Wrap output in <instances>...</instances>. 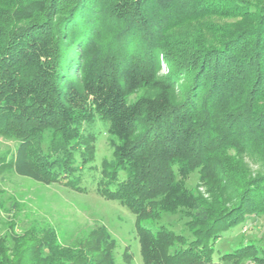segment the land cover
Wrapping results in <instances>:
<instances>
[{
	"label": "trees",
	"instance_id": "1",
	"mask_svg": "<svg viewBox=\"0 0 264 264\" xmlns=\"http://www.w3.org/2000/svg\"><path fill=\"white\" fill-rule=\"evenodd\" d=\"M0 1V133L17 140L1 167L84 189L75 154L102 125L117 146L99 191L137 215L143 264H264L255 240L213 258L264 214V0ZM195 169L207 197L179 178ZM165 205L192 239L144 225ZM115 248L104 224L72 245L29 228L0 264H115Z\"/></svg>",
	"mask_w": 264,
	"mask_h": 264
},
{
	"label": "rangeland",
	"instance_id": "2",
	"mask_svg": "<svg viewBox=\"0 0 264 264\" xmlns=\"http://www.w3.org/2000/svg\"><path fill=\"white\" fill-rule=\"evenodd\" d=\"M162 64L163 72H166L168 65ZM16 145L17 140L0 133V154L7 153L10 156ZM116 146L117 141L110 137L104 126L98 124L93 136L76 151L75 165L78 169L73 176H79L84 189L72 187L65 182L66 179L42 183L17 176L7 165L0 166V241L13 231L18 234L29 228H39L52 230L59 243L72 245L96 224H104L116 239L115 264H143L137 215L126 205L107 198L99 191L101 178L105 173H110V162L114 158ZM255 159L247 161V167L254 174L262 171L259 158ZM125 178L126 172H119L118 182ZM179 178L189 192H201L206 197L209 195L206 188L201 186L197 169L184 172ZM110 187L115 189L117 184L112 183ZM167 208L166 205L162 207L157 218H147L142 222L154 231L166 226L192 239L186 225L188 219L184 214L185 209L177 207L176 211L171 212ZM262 236L264 214L249 217L223 234L217 242L213 258L221 262L220 256L250 240L264 244ZM221 264L236 263L222 260Z\"/></svg>",
	"mask_w": 264,
	"mask_h": 264
}]
</instances>
